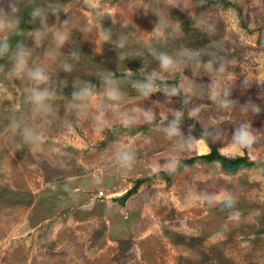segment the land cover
Segmentation results:
<instances>
[{"label": "rangeland", "instance_id": "rangeland-1", "mask_svg": "<svg viewBox=\"0 0 264 264\" xmlns=\"http://www.w3.org/2000/svg\"><path fill=\"white\" fill-rule=\"evenodd\" d=\"M33 90L49 93L39 106ZM239 123L256 138L244 150ZM200 136L264 161V0H0V264H264L256 167L162 175L209 152Z\"/></svg>", "mask_w": 264, "mask_h": 264}, {"label": "clouds", "instance_id": "clouds-1", "mask_svg": "<svg viewBox=\"0 0 264 264\" xmlns=\"http://www.w3.org/2000/svg\"><path fill=\"white\" fill-rule=\"evenodd\" d=\"M102 37L103 39L107 40V36L102 32ZM61 41H63L65 38L63 36L60 37ZM159 61L162 67H167L172 63V60L169 56L165 55V54H161L159 56ZM210 67V64H209ZM218 71L223 72L224 71V66L221 65V67L218 69ZM32 77L35 79V81L37 83H41L44 82L48 79V76L40 71L37 70L33 73H31ZM156 89L152 88L151 85L148 86L147 91H145V95L148 94L149 91H154ZM224 91L228 90V86L226 85L225 88L223 89ZM177 90L174 88L173 92H176ZM92 94V90L91 88H86L84 89L80 95L82 96H90ZM49 95V93L44 90V91H35L33 90V94L30 97V99L32 100V102L39 106L42 104V102L45 100V98ZM110 95H112L113 97H115V93H110ZM213 100L216 98V93L214 92L212 97ZM226 100V97L221 96L220 97V102L224 103ZM256 111H259V108L255 109ZM194 112L196 110H193ZM147 118L151 119L152 117L148 114ZM182 113L177 112L176 113V117L177 119H175L173 121V126L171 128L168 129V134L171 136L173 134H177L179 133V128L176 126L179 124V117H181ZM125 124L128 123L127 120L124 121ZM229 133H230V143L234 144L235 146L239 147L241 150H244L246 148H249L253 141L256 139L251 131H249V126L247 123H239V124H235L233 125L230 129H229ZM21 136V143L23 144H34L38 142V137L34 134V131L32 128L30 127H24L20 133ZM197 140V138L192 137V141ZM192 146V143L190 144V147ZM117 160L120 163V166L122 168H129L131 167V162L133 160V154H131L129 151L121 149L117 152L116 155ZM177 164L178 162L176 160H172L170 161L167 166H166V170L169 172V174H172L176 171L177 168ZM153 172H158L160 171L159 166H156L152 169ZM261 175H264V173H261ZM204 196L206 198H213L216 200V202L218 204H227L229 206L232 205L233 203V197L232 195L228 192V191H224L222 193L219 194V196L216 193H213L211 191L205 192ZM256 214H259V210H256Z\"/></svg>", "mask_w": 264, "mask_h": 264}, {"label": "trees", "instance_id": "trees-1", "mask_svg": "<svg viewBox=\"0 0 264 264\" xmlns=\"http://www.w3.org/2000/svg\"><path fill=\"white\" fill-rule=\"evenodd\" d=\"M204 138L207 142V146L209 148V152L207 154L200 155L198 157H192L189 159H183L181 160V166L178 168L174 173H162L164 177L168 180L170 179L175 173L183 169L184 166L193 164L197 159L204 160L205 162L211 163V162H218L221 166V169L226 174H236L238 171H240L242 168H249V167H256L257 170L260 173H264V161L261 160H248L247 157L239 156L236 158H228L223 155H221L217 148L214 146L213 143H211L205 136H200ZM145 180H138L135 184V186L128 191L124 197L119 199V203L123 204L125 201L129 198V196L135 192L138 185H140Z\"/></svg>", "mask_w": 264, "mask_h": 264}]
</instances>
